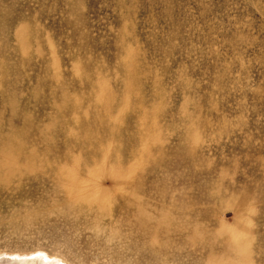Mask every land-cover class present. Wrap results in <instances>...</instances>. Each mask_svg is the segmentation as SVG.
I'll use <instances>...</instances> for the list:
<instances>
[{
	"label": "rangeland",
	"instance_id": "1",
	"mask_svg": "<svg viewBox=\"0 0 264 264\" xmlns=\"http://www.w3.org/2000/svg\"><path fill=\"white\" fill-rule=\"evenodd\" d=\"M39 251L264 264V0H0V255Z\"/></svg>",
	"mask_w": 264,
	"mask_h": 264
},
{
	"label": "bare ground",
	"instance_id": "2",
	"mask_svg": "<svg viewBox=\"0 0 264 264\" xmlns=\"http://www.w3.org/2000/svg\"><path fill=\"white\" fill-rule=\"evenodd\" d=\"M125 183H124V185H125ZM98 197H99V195H98ZM33 254L34 255H32V253H31L27 257H22V254H21V256H19L20 254L19 255L16 254L13 258L9 257V255H6V254L0 255V263L2 262L1 264H3V263H5V264H68L65 262L64 259H62L58 256L50 257L49 256L50 254L48 255L47 253H44L43 251H39L36 254L35 253H33Z\"/></svg>",
	"mask_w": 264,
	"mask_h": 264
}]
</instances>
